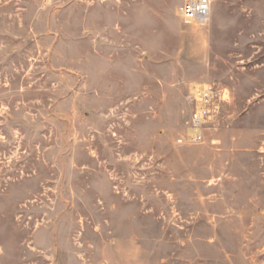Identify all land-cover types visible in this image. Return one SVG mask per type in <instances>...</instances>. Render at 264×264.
Returning <instances> with one entry per match:
<instances>
[{
	"label": "rangeland",
	"instance_id": "374dc122",
	"mask_svg": "<svg viewBox=\"0 0 264 264\" xmlns=\"http://www.w3.org/2000/svg\"><path fill=\"white\" fill-rule=\"evenodd\" d=\"M183 1L0 0V264H264V0Z\"/></svg>",
	"mask_w": 264,
	"mask_h": 264
},
{
	"label": "built area",
	"instance_id": "2783aa9c",
	"mask_svg": "<svg viewBox=\"0 0 264 264\" xmlns=\"http://www.w3.org/2000/svg\"><path fill=\"white\" fill-rule=\"evenodd\" d=\"M213 0H184L177 8L176 14L185 25L205 27L211 19ZM185 102L190 109L183 144L199 145L206 142V127L216 124L225 104L230 102L228 89L215 84L205 83L190 89Z\"/></svg>",
	"mask_w": 264,
	"mask_h": 264
}]
</instances>
